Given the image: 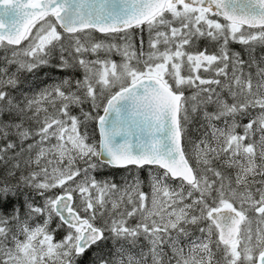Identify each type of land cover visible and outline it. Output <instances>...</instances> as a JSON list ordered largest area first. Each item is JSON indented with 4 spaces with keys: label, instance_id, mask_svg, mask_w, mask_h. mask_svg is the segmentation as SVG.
<instances>
[{
    "label": "snow or ice",
    "instance_id": "obj_1",
    "mask_svg": "<svg viewBox=\"0 0 264 264\" xmlns=\"http://www.w3.org/2000/svg\"><path fill=\"white\" fill-rule=\"evenodd\" d=\"M256 46L264 0H0V264H264Z\"/></svg>",
    "mask_w": 264,
    "mask_h": 264
},
{
    "label": "trees",
    "instance_id": "obj_2",
    "mask_svg": "<svg viewBox=\"0 0 264 264\" xmlns=\"http://www.w3.org/2000/svg\"><path fill=\"white\" fill-rule=\"evenodd\" d=\"M93 37L95 39H105L103 34H100V33H94ZM200 46L201 47H210V48L212 47L211 42H203ZM232 47L234 48V50H240L242 48V46L239 44H234V45H232ZM255 54L257 57L264 55V49H262L260 46H256ZM3 56H4V52H3V50H0V58H2ZM112 59L119 62V59H121V58H120V56L113 55ZM62 75H63V73L61 71H59L58 69L53 70L50 67L45 66V67H42V68L36 70L35 73H32V74L25 73L23 75L22 79L24 80V88L25 89L31 88L33 90V92H38L40 89H42V88H44V87H46V86H48L54 82H58ZM87 110H88V106L85 105V111H87ZM78 111H79L78 109H74V114L78 113ZM197 128H198L197 124L190 125L189 136L192 140L197 139L198 136L201 135V133L197 131ZM89 134L94 135L98 139L95 122H91L89 124ZM100 171H102L104 174L103 175L99 174ZM112 171H115V170L106 168L103 170H98L97 172H93L92 175H95L96 178L98 180H100V179L106 178L107 174L112 172ZM128 171L135 172L136 169L134 167H130ZM116 174H117V177H119V176L126 175L127 172L124 170H120ZM59 238H61L60 235H57V239H59Z\"/></svg>",
    "mask_w": 264,
    "mask_h": 264
},
{
    "label": "rangeland",
    "instance_id": "obj_3",
    "mask_svg": "<svg viewBox=\"0 0 264 264\" xmlns=\"http://www.w3.org/2000/svg\"><path fill=\"white\" fill-rule=\"evenodd\" d=\"M147 39H148V36H147V32L145 31L144 33V40H145V48H147ZM118 42V41H117ZM115 56H119V55H115ZM120 61V59H119ZM82 165V164H81ZM83 166V165H82Z\"/></svg>",
    "mask_w": 264,
    "mask_h": 264
},
{
    "label": "water",
    "instance_id": "obj_4",
    "mask_svg": "<svg viewBox=\"0 0 264 264\" xmlns=\"http://www.w3.org/2000/svg\"><path fill=\"white\" fill-rule=\"evenodd\" d=\"M101 114H103L102 111H101ZM97 136H98V131H97Z\"/></svg>",
    "mask_w": 264,
    "mask_h": 264
}]
</instances>
